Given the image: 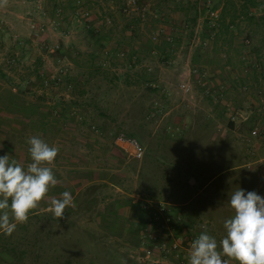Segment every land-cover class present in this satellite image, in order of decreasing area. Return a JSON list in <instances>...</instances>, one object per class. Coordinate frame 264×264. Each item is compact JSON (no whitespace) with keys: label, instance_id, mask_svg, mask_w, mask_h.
<instances>
[{"label":"rangeland","instance_id":"374dc122","mask_svg":"<svg viewBox=\"0 0 264 264\" xmlns=\"http://www.w3.org/2000/svg\"><path fill=\"white\" fill-rule=\"evenodd\" d=\"M137 1L0 3V156L26 169L29 138L59 149L45 165L57 185L0 232V264H188L201 232L226 235L231 192L264 197L251 134L264 119H231L264 100V0H210L217 27L209 0ZM64 191L73 205L56 219L48 201ZM139 197L173 204L178 253L139 259Z\"/></svg>","mask_w":264,"mask_h":264},{"label":"clouds","instance_id":"9594fccd","mask_svg":"<svg viewBox=\"0 0 264 264\" xmlns=\"http://www.w3.org/2000/svg\"><path fill=\"white\" fill-rule=\"evenodd\" d=\"M27 142L31 163L26 169L16 161L10 163L8 155L0 156V232L8 236L17 224L28 221L29 212L58 183L52 168L45 165L55 161L59 149L36 136ZM228 201L234 214L224 221L226 235L218 242L207 230L201 232L191 243L188 264H264V197L238 188L230 193ZM48 203L47 211L54 218L66 219L65 210L73 205V197L64 191L61 198Z\"/></svg>","mask_w":264,"mask_h":264},{"label":"built area","instance_id":"2783aa9c","mask_svg":"<svg viewBox=\"0 0 264 264\" xmlns=\"http://www.w3.org/2000/svg\"><path fill=\"white\" fill-rule=\"evenodd\" d=\"M211 1H208L209 19L211 20V25L217 27L219 25L221 8H215ZM128 8L132 10L140 9L138 1L127 0L124 10ZM141 9L145 11V8ZM144 15L145 13L143 12L142 16ZM153 38L158 39L159 34H154ZM162 39L171 41L170 36H162ZM180 87L184 91L190 90L189 82L186 81L180 82ZM244 88L246 89L245 86ZM254 117L264 119V100L259 103L256 102L255 106H252L249 111H233L231 113V119L234 121H246ZM251 134L254 137L264 138V129L256 126L251 130ZM135 154L138 157L142 155L140 147H136ZM257 162H259L261 170L264 171V158L257 160ZM134 202L144 212L145 220V247L142 248L143 253L139 259H151L154 256L160 257L166 254L178 253L182 247L183 239L171 237L170 234H173L175 231L176 220H179L181 216H176L173 204L166 200L140 197ZM230 264H237V262Z\"/></svg>","mask_w":264,"mask_h":264},{"label":"crops","instance_id":"0c3cea01","mask_svg":"<svg viewBox=\"0 0 264 264\" xmlns=\"http://www.w3.org/2000/svg\"><path fill=\"white\" fill-rule=\"evenodd\" d=\"M119 141H120L121 143H123V144H125V143L131 144V143H130L131 141H130L129 139H125V138H122V137L119 138V140H117L116 143L119 142ZM260 180H261L262 183L264 184V174H263V173L260 174Z\"/></svg>","mask_w":264,"mask_h":264},{"label":"trees","instance_id":"16d2710c","mask_svg":"<svg viewBox=\"0 0 264 264\" xmlns=\"http://www.w3.org/2000/svg\"><path fill=\"white\" fill-rule=\"evenodd\" d=\"M229 123L231 124V126L234 125V123L232 121H230ZM140 215L141 216L144 215V212L143 213H140Z\"/></svg>","mask_w":264,"mask_h":264}]
</instances>
